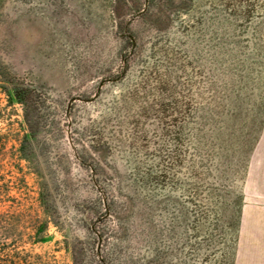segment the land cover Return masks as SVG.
Instances as JSON below:
<instances>
[{
  "label": "rangeland",
  "instance_id": "374dc122",
  "mask_svg": "<svg viewBox=\"0 0 264 264\" xmlns=\"http://www.w3.org/2000/svg\"><path fill=\"white\" fill-rule=\"evenodd\" d=\"M0 264H264V0H0Z\"/></svg>",
  "mask_w": 264,
  "mask_h": 264
},
{
  "label": "trees",
  "instance_id": "16d2710c",
  "mask_svg": "<svg viewBox=\"0 0 264 264\" xmlns=\"http://www.w3.org/2000/svg\"><path fill=\"white\" fill-rule=\"evenodd\" d=\"M11 97H12V100H16L17 102H21V103H23L24 102V98L21 96V95H19V92H18V90H16V91H13L11 94ZM25 123H26V126H27V128H25V135H26V137L27 136H29L30 134H29V129H28V127H29V122L27 121V120H25ZM1 220H2V218H1ZM36 235H39V233H37ZM45 239L46 238H44V237H41L40 239H39V241H45Z\"/></svg>",
  "mask_w": 264,
  "mask_h": 264
}]
</instances>
